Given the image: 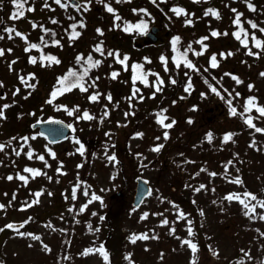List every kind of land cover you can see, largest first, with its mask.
<instances>
[{"label":"rangeland","instance_id":"obj_1","mask_svg":"<svg viewBox=\"0 0 264 264\" xmlns=\"http://www.w3.org/2000/svg\"><path fill=\"white\" fill-rule=\"evenodd\" d=\"M80 1L84 3V0ZM45 2L55 10L46 8ZM143 2H147L148 6ZM251 2L256 6V12L249 11L244 0H219L218 2L204 0L202 6L194 8L189 6L185 9L193 14L191 16L193 24L186 25L184 16L177 17L170 11L174 6L184 8L175 0H167L166 3H159L158 0L159 7L153 5L151 0H132L124 2L122 5L116 4L113 0H104V3H110L115 10L119 9L116 14L123 17L119 21L120 23L123 21L126 23V20H135L143 14L133 12V9H147L151 14L149 17L152 22L162 28L158 33V41L151 43L144 34L124 32L122 25L119 28L114 27L113 14L108 13L104 4L99 3L98 0H92L90 10L87 12H77L71 7L67 10L61 9L53 3V0H28L25 7H34L35 11H26L25 17L16 21L9 19L12 14L11 0L7 1L5 5L8 6L5 15L6 22L12 24L10 27L14 26L18 31L27 34L30 43L37 38L41 31L39 25H54L50 23V19H62L68 22V17L71 15L79 22L83 21L85 27L77 28L80 31V36L77 39L70 41L69 36L64 38L58 51L61 64L48 69L39 67V64L29 63V54L25 51L27 45L21 38L16 37L10 40L6 33H2L5 38L0 40V48L12 49V51L10 53L5 51V55L0 57V81L4 84V87L0 88V92L2 91L0 96L6 95V99H0V106L11 104L16 108V114L12 115V110L9 108L5 110L6 119L0 120V143L16 135L19 131L25 132L37 116H44L37 118L46 119L49 115H56L74 121L72 116L67 115L63 109L57 110V107L60 105L69 109L74 106L75 108L79 107L78 105L84 107L87 98H83L81 92L65 97L57 104L56 108L46 106L45 99L50 94V87L56 77L64 72L75 56L93 51L94 47L101 42H103L105 55L107 51H119L121 58L124 55L129 57L128 64L133 61L145 63L147 70L159 74V77L161 72L168 78L167 80L172 79L173 76L171 73L163 72L165 66L161 63L160 57L164 56L168 59V45L171 42V36H183L187 42L193 41L197 47L199 44L196 41L200 37L207 36L209 39L205 42L210 46L204 60L197 58L193 53L191 55L193 64L199 69L198 72L193 71L191 94L185 92L184 87L175 98L165 97L162 95V91L156 93L155 98H151L154 88L144 86L143 90L139 89L138 94V96L142 95L144 99L141 101L137 97L131 102L127 98L132 95L133 88L138 89V87L133 85L131 77L123 72L125 70L123 66L106 55L97 73L100 84L99 93L104 95L100 97L99 102L94 103L99 112V118H102L105 109L109 112V116L102 122L103 125L106 124V127H103L97 118L91 122L76 120L79 136L54 145L49 144L37 132L29 134L30 138L36 137L28 142L31 149L37 155L45 156V160L51 167L48 174L52 179L48 180L46 176H43V182L49 183V189L44 188L40 200L43 209L40 210L39 216L33 222L26 224L20 231L39 235L43 244H47L52 251L46 252L41 241L21 237L13 231L7 234L6 252L8 255L15 256L16 262L24 259L35 264H105L99 253L89 255H81V253L86 249H95L103 245L109 229L107 226L100 227V216H103V212L108 208L112 212L113 209L116 211V208H119L118 226L110 240L115 251V264H122L121 262L130 264L125 259L129 254H131V261H136L138 264H191L193 254L186 245L182 246L181 242L184 239H192L197 243L199 248L196 253L198 264H237V261L242 257L240 250H245L244 247L247 246L252 248L250 251L252 260H246V264H259L264 260V247H262L264 246V236L260 235L264 232V221L250 220L251 223L246 220L247 217L219 214L218 210L209 208L204 211L202 223L200 220L192 222L194 236L189 237L185 220H178L174 217V213H169L166 218H162L157 210L158 204L164 198L181 201L185 197V187L192 184L190 176L178 166L180 162L178 154L181 153V149H186L191 160L196 162V165L190 163V167H199L200 175H197L195 181L201 180L200 185H207V189L204 191L211 188L210 183L221 187L222 179L217 176L210 177L209 173L215 172V168L223 170L222 165L227 164V157L231 158L229 155L231 151L228 153V148H224L223 154L218 158L214 148L203 143L208 132L213 135L226 131L239 132L238 136L235 135L233 138L239 140L241 147L238 149V153L244 154L243 150L248 142L247 137H242L244 133H240L242 126L245 125L244 118L239 115H230L227 100L232 99V106L237 107V111L241 113L246 99L251 95L257 98L259 104L264 105V77L260 76V73L264 72V53H261L259 58L245 56L243 52L240 54L239 50L237 55L234 54L235 49L240 46V42L232 35L236 26L233 24L235 14L231 9L235 8L243 13L241 19L245 23L252 20L264 27V0H251ZM192 4L194 3L192 2L191 6ZM208 8L219 11L221 18L216 19L212 15L206 16L205 11ZM195 15L198 17L195 18ZM1 17L0 12V21H2ZM33 23L37 25L35 29L32 26ZM97 29H102L104 35H99ZM213 30L221 33L227 32L228 35L212 37ZM255 31L259 39L264 40V33ZM250 48L254 52L259 51L253 47V44L250 45ZM221 51L232 52L234 55L228 57L221 65L219 64V67L212 69L209 65L210 56ZM145 58L151 63H147ZM217 59L220 63V59L218 57ZM13 61H15L14 64ZM9 65H11V70ZM167 67L169 68V60ZM113 71L119 72V76L115 80L110 78V73ZM128 71H131L130 67H128ZM30 73L35 74V80L29 81L36 85L35 89L26 88L18 78L20 75L27 76ZM225 73L236 75L243 83L236 84ZM155 80V76H152L153 83ZM249 84L254 86L251 91L248 88ZM209 85L216 87L224 99L211 92ZM16 88H20V93L13 96ZM169 88L166 94L170 95L172 87L169 86ZM93 91L95 88H90L87 94ZM237 92L240 93L239 97L236 96ZM108 93L113 97L112 102L105 99V95ZM164 97L165 99H163ZM174 101L175 103H173ZM194 107L196 110L192 111L191 109ZM162 109H167L165 114L170 118L166 123H170L171 120L176 121L174 127L168 129L169 138L179 137V140L185 142L181 149L173 144L169 145L168 152L164 156L151 151L155 145L164 141L163 132L165 129L156 123V113ZM126 112L134 113V115L126 117ZM250 115L257 117L258 113L251 112ZM189 119L193 123L189 124L187 122ZM254 120L256 124H264V117ZM138 132L144 134L142 138L136 137ZM156 137L161 139L156 140ZM75 139H79L85 146L83 156L76 152L79 145L74 143ZM25 148L24 152H27L29 149L27 146ZM257 148L261 150L257 151L256 147L250 148V150L252 149L250 157L254 163H251L253 165H250L248 169L255 184L264 177V144H259ZM46 149L55 152L56 158H51ZM113 154L119 163L108 160V156ZM13 156L12 146L5 149V152H0V202L8 205L6 209L0 210V227L9 222L23 220L27 216L26 211L21 210L25 196L22 191L20 193L17 191L20 188V181L18 179L9 181L6 177L8 175L15 177L17 173H23L25 167L38 166L41 169L45 167L44 162L39 161L35 156L32 160H28L24 154H21L18 159H14ZM203 161L207 162L204 167H202ZM61 163L63 164L62 171L66 175L57 174L56 169ZM78 165H83V167L78 168ZM201 169L207 171H201ZM137 176L149 179L152 194L140 207L135 208L132 202ZM36 183L38 188L43 187L42 181ZM21 184L23 185L22 182ZM77 184L80 185L77 199L72 200L71 192ZM173 186L176 187V190L172 189ZM85 189L89 192L88 196L83 195ZM52 190H56V193ZM119 191L120 195H118ZM93 193L101 197L105 206L102 207L99 201H93L88 204L83 213H80L79 207L87 204ZM203 193L199 192L198 195L203 196ZM13 194L16 197L14 200ZM69 209H73V211H69ZM261 211L264 210L257 209V212ZM93 212L97 215L93 216ZM144 213H148L147 219H141ZM164 219L169 221L168 225H162L161 222ZM49 224L52 227H48ZM89 224L92 225V230L89 229ZM172 227L176 229L174 235L170 234ZM96 228H99L98 232L95 231ZM132 230H135V234L156 235L158 239L138 240L132 244L130 242V237L133 235ZM209 245L219 253L218 256H214L209 251ZM162 253L163 258L161 259ZM239 254L241 255L238 256ZM65 256H68L69 259L65 260L63 258Z\"/></svg>","mask_w":264,"mask_h":264},{"label":"snow or ice","instance_id":"obj_2","mask_svg":"<svg viewBox=\"0 0 264 264\" xmlns=\"http://www.w3.org/2000/svg\"><path fill=\"white\" fill-rule=\"evenodd\" d=\"M99 3L104 4V7L106 9V11L108 13L113 14L114 17V27H121L120 23H116L121 21V17L116 14V10L111 6L110 3H104V0H98ZM122 2H131V0H116V3H122ZM167 0H159V3H166ZM195 3H200V0H194ZM12 5L14 6L15 11L12 12V14L9 16V19L12 21H16L19 19H22L25 17V12H33L35 11L34 7H25L26 4H28V0H11ZM53 3L58 5L61 9L67 10L69 7L74 8L75 11L77 12H87L90 10L91 4H92V0H84V3L81 4L78 2V0H53ZM151 3L153 5H156L157 7H159V3L158 0H151ZM244 3L246 4L247 8L249 11L251 12H256L257 8L256 6L251 2V0H244ZM46 8H49L50 10H55L51 8V5L48 4L47 2H45L44 5ZM3 8V0H0V9ZM170 11L172 13L175 14V16L180 17V16H184L185 19V24L186 25H192L193 24V20L191 19V16L193 14L187 12L184 8L179 7V6H174L170 9ZM231 11L235 14V18L233 20V24L236 26L237 31H235L234 33H232V35L234 36V38L238 41H240L241 46L244 47L245 49H247L246 54L249 56H255L257 58L260 57L261 53H264V40H261L259 38H257L255 31L252 33L251 35V40L253 42V47L258 49L259 51L254 52L252 50V48L249 47V33L248 31L243 27V23L241 20V17L243 16V13L239 12L237 9L232 8ZM133 12H140L143 13L146 16H150L151 14L147 11V9H133ZM205 15H212L214 16L216 19H220V13L219 11L212 9V8H208L205 11ZM70 20H74L75 17L69 16L68 17ZM0 23H2V21H0ZM50 23L52 24H57L58 21L56 19H50ZM247 24L250 25L251 29L253 30H258L260 33H264V27H260L256 22L252 21V20H248L246 21ZM33 28L35 29L37 27V25L35 23H33ZM39 27L41 28L42 32L44 33V35H42L40 37V42L41 44H43L45 47L49 46V40L45 39V36H50V40H51V45L52 46H62L60 40L55 39L56 37V32L45 28L43 25H39ZM85 25L83 23V21H80L79 23H73L70 25V29L71 31L69 32V40H75L80 36V32H78L76 29L77 28H84ZM148 23L146 21H144L143 19L140 20V22L136 23V24H132V23H125L122 27V30L124 32H136L137 34H147L148 32ZM67 31V30H66ZM3 33L7 34V38L8 39H14L16 37L21 38L27 45V47L25 48L26 52H30L33 49H37L38 51H43V49L40 47V45L36 44V43H30L28 41V36L25 33H22L20 31H18L14 26L13 27H8L5 26L2 29ZM97 33L101 36L104 35V32L102 29H97ZM221 35L227 36L228 33L224 32L221 33L219 31L213 30L211 32V36L212 37H219ZM4 35L0 34V40L4 39ZM209 37L205 36L200 38L198 41H196V43H198L199 45H201V50L200 51H195L194 49H192L191 45L188 46V48L182 52L179 53L178 56L173 57V61L175 63L176 68H179L181 66V63L184 64V67H186L187 69H191L193 71H199L198 68H196V66L192 63L191 60L188 59V52L191 51L193 52V54L195 56H202L204 54V52L207 51V45L205 44V41L208 40ZM180 41V37L176 36L172 39L171 44H172V49L173 52H178L177 49V44ZM5 51L7 52H11L12 49H3L0 48V57H3L5 55ZM94 52L98 53L100 56H105V49L103 46V42H101L100 44L96 45L93 49ZM106 55L108 57H112L113 59L116 60V62H118L119 64H121L123 66V68L125 70H128V60L129 57L127 55H124L123 58H121V54L119 53V51H107ZM220 57L222 59H227L228 57L234 55L232 52H228V53H220L219 54ZM161 63L165 66L164 70L167 72L168 71V60L166 57L161 56L160 57ZM40 61H41V66H51L52 64H56L59 65L61 63V61L53 56V55H41L40 57ZM76 61L77 64L80 66L81 70H75V69H69L68 72L62 76L58 78L57 84L59 85L58 88L54 89L51 94H50V99L47 101V103L52 104L54 102V100L57 98L58 95H63L65 92H71L73 89H79L81 92H88L89 88H95L96 87V80L99 79V77H96V80H90L89 78V73L91 71V69L94 68H98L101 64H102V60H94L93 59V55L91 53H89L87 55V57H85L83 54H80L76 57ZM145 61L147 63H151L150 60H148L147 58H145ZM47 62V63H45ZM13 64L15 63V61L12 62ZM29 63L31 64H36L37 63V58L35 56L30 57L29 59ZM209 65L212 69H215L217 67H219V61L217 59V55L216 54H212L210 56V61H209ZM132 81H133V85H135V83L137 81H139L140 83L144 84L146 87L151 86L154 88V92L151 98H155V94L158 92L162 91L163 85H164V81L159 77V74L157 73H152V72H145L143 69V65L137 63V64H133L132 66ZM9 68L11 70V65H9ZM205 71H207V69H205ZM155 76L156 80L154 81V83L152 85H149V81H148V76ZM185 75L187 76L188 73L186 72ZM226 76H230L231 79H233L236 84H241L243 83V81L237 77L236 75H233L231 73H225ZM119 76V72L117 71H113L110 73V78L115 80L117 77ZM260 76L264 77V72L260 73ZM19 80L21 82V84H23L26 88H31V89H35V84H31L29 83V81L35 80V74L34 73H30L27 76L24 75H20ZM207 82V81H206ZM171 84H176L177 81L175 79H171L170 80ZM4 84L2 81H0V88H3ZM192 83H191V77H189L188 79V83L185 86V92H188L189 94H191V90H192ZM211 92L215 93L217 96H219L221 99H224V97L221 95V92L214 86L209 85ZM253 85L249 84L248 88L251 91L253 89ZM139 89L137 88H133V92L132 95L130 97H128L127 99L129 100V102H131L132 99L135 98H139V100H143L144 97L142 95H139ZM227 91V90H225ZM20 93V88H16L15 91L13 92V96H16ZM30 94V93H29ZM104 95L102 93L99 92H93L90 96H89V101L96 103L99 102L100 97ZM202 96L204 95L203 93L201 94ZM229 96H231V93H229ZM236 96L239 97L240 93H236ZM0 99H6V95L5 96H0ZM25 99H27V97H25ZM105 99H107V101L112 102L113 97L110 93L105 95ZM181 99H183V97H181ZM175 103V101L173 102ZM227 104L229 106V113L231 116H241L242 118H244V123L251 129L254 130L255 133H260V134H264V128L258 127L253 121L254 119H259L261 117H264V105L259 104L257 98L255 96H251L248 97L243 105V112H238L237 111V107L232 106V99H228L227 100ZM12 107L11 104H4L2 106H0V120L2 119H6L5 116V110ZM63 109V111H65L67 113V115L69 116H73L74 114H76L77 112H79V108H72L69 109L66 106L60 105L57 107V110ZM253 109H255V111L258 113L257 117H253L250 115V113L253 111ZM192 111H195L196 108L194 107L193 109H191ZM167 112V109H162L159 112L156 113V123L158 125H160L164 130L163 132V139L164 140H168L169 139V132L168 129H171L174 127V125L176 124L175 120H171L170 123H166L167 120H169L170 118L165 114ZM34 115V114H33ZM109 115L108 111L105 109L103 116L101 118V122H103V119L106 118ZM128 115H134V113H125V116L127 117ZM78 120H88V121H92L95 120L96 117L91 115L87 110H84L82 114H80L79 116H77ZM189 124L193 123V121L191 119H189L187 121ZM37 123H40V121H38ZM47 123L50 124H61V121H48ZM35 127V126H33ZM69 128H71V125H68ZM73 131H75V129H73ZM40 135H44L43 133H40ZM107 135V134H106ZM143 133H136V137L137 138H142L143 137ZM233 133H227L224 135L223 139H222V143L227 144L228 142H234L233 141ZM30 139H36L35 136H32L31 138L28 136H24V137H20L19 141L21 142L20 144V148L16 149V148H12V153L19 157L21 154H24L28 160H32L33 157L35 156L36 159H38L39 161L44 162L45 167H50V165L47 163V161L45 160V156L44 155H37L32 149L31 146L29 145V140ZM160 137H156V140H160ZM17 140V137H12L7 143H0V152H5L6 148H9L12 146V141ZM206 140L211 143L213 140V134L211 132H208L206 134ZM74 143L79 145V147L76 149V152H78L81 156L84 155L85 153V146L83 143H81V141L79 139H75ZM28 147V151L24 152V148ZM165 147L164 144L160 143L155 145L151 151L159 153L161 152V150ZM250 147H256V143L253 140L252 144L250 145ZM261 149L257 148V151H260ZM46 151L48 152V154L51 156V158L55 159L56 158V153L52 152L51 149H46ZM182 155V154H181ZM108 160L110 162H115V163H119V161L117 160V157L113 154L111 156H108ZM186 163H191V161H186ZM233 165L232 161H228L227 164L224 165L225 168V176L228 175L227 173V169L228 167ZM79 167H83V165H78ZM63 169V164L61 163L60 166L56 169L57 174L58 175H66L65 172L62 171ZM201 171H207L206 169H201ZM238 171V169H237ZM23 173H27L29 175H24L21 173H17L16 176H12V175H8L6 177L7 180L12 181L13 179H18L19 181H21L23 183L24 186H27L29 183L30 179H35L37 177L40 176H46L48 180H51L52 177L47 176L46 172H43L40 169H35L32 167H25L23 169ZM199 173H197L198 175ZM210 177H216L217 173L215 172H211L209 173ZM229 183H233L236 185H241L243 183V181L239 178V176H236L232 179L229 180ZM188 187V186H186ZM80 188V185L77 184L73 187L72 192H71V198L72 200H76L77 199V191ZM207 189V185L205 184H201L199 185V187L194 188V191L199 193L203 190ZM212 191L214 192L215 189L213 188ZM147 195H151L152 194V190L150 188L146 189ZM7 195V194H5ZM35 199L29 203V202H25V204L23 205V207L21 208V210H26L29 207L34 206L35 204H38L40 202L39 198L41 195H43L42 191H38L32 194ZM48 195H51V193H48ZM83 195L84 196H88L89 192L87 189H85L83 191ZM15 194H13V200L15 199ZM67 199V197H65ZM223 200H226L228 202H232V201H237L241 206L242 209L244 210V215L249 219V220H260V221H264V211L261 212H257V209H261L264 210V199H259L257 197L256 194L251 193V192H243V193H230L228 195H226L225 197H223ZM93 201H99L101 203V206H105L103 200L101 199V197L99 195H96L95 193H93L88 201L87 204H84L82 206L79 207V212L83 213L87 207L88 204L92 203ZM193 203H196V201H193ZM213 203L215 204L216 201L214 200ZM6 207H8V205L2 204L0 203V210H4L6 209ZM177 207V219L178 220H185L187 222V232H188V236L192 237L194 236V232H193V227H192V221L188 218V214H186L185 212H183L182 210H179V207ZM69 211H73V209H69ZM133 211H135V209H133ZM201 216H204V212L203 210L200 211L199 213ZM93 216H96L97 213L93 212L92 213ZM148 217V213H144L141 216V219H147ZM31 217L29 218V222L31 221ZM105 219L104 216H100V220L103 221ZM27 223V222H26ZM162 225H168L169 221L167 219H164L162 222ZM48 227H52L51 224L47 225ZM24 227V224H20V225H15L12 223L6 224L4 226V228H0V232L4 231L5 229H10L13 230L17 235L21 236V237H29L35 241H41V237L39 235L33 234V233H26V232H21L20 229ZM89 229L92 230V225L89 224L88 225ZM95 231H99V228H96ZM175 227L170 228V234L174 235L175 234ZM259 231V230H257ZM261 236H264V232L260 233ZM179 238V237H177ZM149 239H158V236L156 235H152L149 236L148 233H141V234H133L130 237V242L132 244H135L138 240H149ZM42 243V247L46 252H51V248L47 245V244H43ZM182 246L186 245L192 252L193 254V258L191 261V264H198L197 258H196V253L199 251L198 245L197 243L193 242L192 239H184L182 240ZM31 247V245H29ZM264 247V246H262ZM209 251H211L213 253L214 256H218L219 253L216 252L214 249H212L211 245H209ZM242 253V257L237 261V264H246V260L247 261H251L252 260V256H251V252L250 251H245L244 249L240 250ZM94 253H99L100 256L103 258V260L105 261V264H109V253L107 250H105L103 245H100L98 248L95 249H86L83 253H81V255H89V254H94ZM65 260L69 259L68 256L63 257ZM163 258V253L161 254V259ZM126 260H128L131 264V254H129L128 256L125 257ZM0 264H4L3 260H0ZM259 264H264V260L260 261Z\"/></svg>","mask_w":264,"mask_h":264},{"label":"trees","instance_id":"obj_3","mask_svg":"<svg viewBox=\"0 0 264 264\" xmlns=\"http://www.w3.org/2000/svg\"><path fill=\"white\" fill-rule=\"evenodd\" d=\"M113 1L116 3V0H113ZM175 1L179 2L184 7V9L189 8V6H190V8L191 7L194 8V7L202 6V2H204V0H200V3H195L194 0H175ZM216 1L218 2L219 0H216ZM192 2L194 4H192V6H191ZM123 3L124 2L119 3V4L116 3V4L122 5ZM143 4L148 6L147 2H143ZM2 10L5 11L6 7L3 6ZM12 10L15 11L14 6L12 7ZM117 11H119V9H116V12ZM4 15H5V12L2 13L3 17H5ZM194 17L197 18L198 16L195 15ZM121 18H123V17L121 16ZM142 19L148 23L149 27L153 23L151 18L149 16L144 15V14H142L139 17L135 18V20H131V21L126 20L127 21L126 23L136 24V23L140 22V20H142ZM57 21H58V23L54 24V25H49V26H47V24H41V25H43L45 28H48V29H51V30L55 31L56 32L55 39L60 40L61 45H62V43L64 41V38L66 36H69V32L71 31L70 25L73 24V23H79V21L76 20V18L74 20H70L69 19L68 22H65L62 19H58ZM242 22H244V21L242 20ZM124 24H125L124 21L120 23V25H122V27H123ZM8 25H9V22L8 23L7 22H2L1 23V30L5 26H8ZM243 27L249 33V47H250V45L253 44V42L251 40V35H252V33L255 30L251 29V27L248 26L245 22L243 23ZM40 30H41V28H40ZM235 31H237L236 27L233 30V33ZM78 32H80V31H78ZM255 34H256L257 38H259V36L257 35L256 31H255ZM42 35H44V33L41 30L39 32L37 38L34 39L31 43H36V44L40 45V47L43 49V51L41 52V51H38L37 49H33V50H31L29 52L30 57L35 56L37 58V63L36 64H39V67L44 68V69H48L50 67L54 68L55 66H59L61 63L59 65L52 64L51 66H41V61H40L41 55H53V56L57 57L61 61L60 53L58 52L59 51V47H61V46H59V47L58 46H52L51 45L50 36H45V39L49 40V46L45 47L40 42V37ZM176 36L180 37V41H179V43L176 46L177 49H178V52H173L172 44L170 42L169 45H168L169 57H168L167 60H169V68H168L167 73H171L172 76H173L172 79H175L177 81V83L174 84V85L171 84L170 83L171 79L167 80L168 79L167 77H165L162 74H160V78L164 81V85H163V88H162L164 90H162V95H164L165 97H172V98H175L176 95L181 92V89L184 88L185 84L188 82L189 77H191V79H192V75L194 73L193 70L187 69L186 67H184L183 63H181V66L179 68H176L175 63L173 61V57L178 56L179 53L184 52L188 48L189 45H191L192 49H194L195 51H200L201 50V45H199V47H197L196 45H194L193 41L187 42L185 40V38L183 36H180V35L171 36L170 41H172V39L174 37H176ZM200 38H202V37H200ZM205 44L207 45V51L204 52V54L202 56H197V58H199V59L205 58L206 54L210 50V46L206 42H205ZM238 50H239L240 54L243 52L245 56L247 55L246 54L247 49L242 47L241 43H240V46L235 49V51H234L235 55L238 54ZM89 53H91L93 55V59L94 60L99 59V60L104 61V57L106 56L105 55V56L102 57L98 53H96V52H94L92 50L91 51H87L85 53H80V54H83L85 57H87V55ZM192 53L193 52H191V51L188 52V59L191 60L192 63H193V60L191 58ZM220 53H227V52L226 51H221L219 53H216L217 57L220 59V63L219 64L221 65L223 62L226 61V59L225 60L222 59L220 57V55H219ZM80 54H77L75 56V59L72 62L69 63V65L66 67L64 72L61 75H58L56 77L55 81L53 82V84L50 87V90H49L50 94H51V92L54 89L59 87V85L57 84L58 78L64 76L68 72L69 69H75V70H78V71L81 70L80 66L77 64V61H76V57L78 55H80ZM45 63H47V62H45ZM137 63H139V62L133 61L131 64H128V67L131 68V71L124 70L123 72H125V73L129 72L131 77H132L133 72H132V67L131 66L133 64H137ZM139 64L142 65V63H139ZM100 66L98 68L91 69V71L89 73L90 80H96L97 73L99 71ZM143 69L145 71L144 67H143ZM145 72H147V71H145ZM163 72H166V71H163ZM186 72L188 73L187 76L185 75ZM149 80H150V77L148 76V81ZM136 83H140V82L137 81ZM149 83H150V81H149ZM169 86L172 87V91H171L170 95L166 94V91L168 89H170ZM99 89H100L99 80H96V87H95L96 92H99ZM77 91H80V90L77 88V89H73L71 92H65L63 95H58L57 98L54 100V102L52 104L47 103V101L50 99V94H49L46 97V99H45L46 106H49L50 108L51 107L56 108L58 106L57 104L62 99H64L68 95L74 94ZM81 93L84 94L85 92H81ZM92 93L87 94V92H86L83 95V98H87L85 106L82 107V106L78 105L79 106L78 108H79L80 111L72 116L75 120L74 121H70V122L75 127H76L75 121L76 120L79 121L77 119V116L82 114L84 110H87L91 115L95 116L97 118V120L100 121L101 125L103 127H105V125H103L104 123L101 122V118H99V115H98L99 112L97 111V109L95 107V104L93 102L89 101V96ZM251 96H254V95H251ZM165 97L163 99H165ZM73 108H75V106ZM9 109L12 110V115L16 114V108L13 105ZM252 112H256L255 109H253ZM88 122H91V121H88ZM253 122L256 124L255 120ZM256 125L258 127L264 128V124H262V123H260V124L257 123ZM32 133H33V131L30 128H27L25 130V132L24 131L23 132L19 131L16 135H13V136H11L8 139L3 140V143H7L12 137H17V140L12 141V148L19 149L20 148V144H21V142L19 141V138L20 137H24V136H29V134H32ZM227 133H233V132L232 131L231 132L226 131V132H224L222 134L213 135V140H212L211 143H209L206 140V137L204 138V142L203 143H206L208 146H212L214 148V152L217 153L216 156L218 158H220V156L223 154L224 148H228V153L231 151V154H229L231 158L227 157V159H228L227 161H232L234 166L230 165L228 167V169H227L228 175L227 176H225V174H224L225 173V168L223 170L222 169L221 170H217L215 168V173H217V177H220L222 179V181H223L220 184L221 187L220 186L217 187L215 185V183H210L209 185H210L211 188H209L208 191H204V190L201 191V192H204L203 196H199L198 193L194 191V188L199 187V185L201 183V180L195 181V179H197V177H198L197 173H199L198 175H200V170H199L198 166H196V167L193 166L191 168L190 167V163H186V161H191V164H195L196 162L191 160L192 158L190 157V155L188 154V151L186 149H181V147H184L185 142H182L181 140H179L180 139L179 137H175V138L171 137L168 140H164L163 141L162 144H164L165 147L161 150V152H159V154L161 156L166 155V153L168 152V146L172 145V144L177 146L179 149H181V153L178 154V158L180 159V162L178 163V166L180 167V169L185 174L190 176L189 179L192 181V184H191V186L185 187V189H184L185 197L181 201H174L172 198H164L161 201V203L158 204L159 207H158L157 210L159 211L158 213H159V215L162 218H166L169 213H174V215H175L174 217L177 218V207L176 206L179 207V210H182L183 212L188 214V218L192 222L193 221L195 222L196 220H200L201 221L200 223H202L203 216H201L199 213H200L201 210H203V212H204L205 210H208L209 208L212 209V210L215 209V211L218 210L219 214H224V215L225 214L226 215L227 214H231V215H235L237 217L246 218V216L244 215V210L242 209V206L237 201L228 202L226 200H223V197H225L226 195H228L230 193H243V192L247 191V192H251V193L256 194L259 199H264V177H262L260 179V181L255 184L252 181L251 173L248 171L249 166L253 165L251 163H254V162H252V159L250 157V152L252 150V149L250 150V148H252V147H250V145L252 144L253 140L256 143V149L259 146V144H264V134L255 133L254 130L249 128L246 124L243 125L240 133H244L242 135V137L243 136L247 137L248 142H247V144H246V146H245V148L243 150L244 154L240 155L238 153V149L241 146H240L238 138H236V139L233 138L234 142H228L227 144L222 143V139H223L224 135L227 134ZM233 134H234L233 137L235 135L238 136L239 132H236V133H233ZM75 136L78 137V133H76ZM25 150H26V148H24V151ZM212 155H214V154H212ZM13 158L14 159H18V157L15 156V155L13 156ZM172 161H174V160H172ZM206 164H207V162L203 161L202 167H204ZM223 167H224V164L222 165V168ZM32 168L40 169L43 172H46L47 176H50L48 174V171L51 169V167L50 168H45L44 167V169H41L38 166H32ZM237 169H238V171H237ZM20 173L24 174V175H29L27 173H22V172H20ZM236 176H239V178L243 181V183L241 185H239L240 187H237L236 184L229 183V180L234 178V177H236ZM38 181H42V185H43L42 188H38L37 187V185H36L37 183L36 182H38ZM44 188L45 189L46 188L49 189V183L45 182V181L43 182V176H40V177H37L35 179H30L27 186L22 185L21 181H20V188L17 189V191L19 193L21 191L23 192V195L25 196L24 197L25 200H24L23 204H25V202L31 203L35 199V197L32 195L33 193L38 192V191L44 192ZM213 188L215 189L214 192L212 191ZM52 191L54 193H56V190H52ZM42 196L43 195L40 196L39 200H41ZM214 200L216 201L215 204L213 203ZM193 201H196V203H193ZM40 202L38 204H35L32 207L27 208L25 210L26 213H27L26 218L23 219V220H19L18 222H20V224L21 223L24 224V226L26 224H30L31 222H33L34 219L39 216L40 210L43 209V207L41 206ZM115 207H117V206H115ZM118 209L119 208H116V211H115V209H113V212H112L110 210V208H108L107 210H105L103 212V216L105 217V219L103 221H100V224H101L100 227L107 226L108 229H109L106 241L103 243V245H104L105 250H107L108 253H109L110 264H115V262H114L115 251H114L113 246L110 243V240H112L113 232L115 231V228L118 226L117 225L118 224V221H117ZM186 210H188V211H186ZM30 217L32 219L29 222V218ZM246 220L250 221L247 218H246ZM246 220H244V221H246ZM196 225H197V223H196ZM198 225L200 227L199 223H198ZM0 228H4V226H1ZM10 232H12V231H9V230H6V229L4 231L0 232V260H3L4 264H35V263L31 262V261L27 262L24 259L23 260L20 259V260H18L16 262V257L15 256H10V255L7 254V252H6L7 243H8V235L7 234L10 233ZM134 232H135V230H132V234H134ZM244 248H245V250L247 249L246 251H251L252 250V248L250 246H247V247H244ZM115 250H118V249H115ZM240 255L241 254H239V256ZM121 263L124 264V262H121ZM131 264H138V262L131 261Z\"/></svg>","mask_w":264,"mask_h":264},{"label":"water","instance_id":"obj_4","mask_svg":"<svg viewBox=\"0 0 264 264\" xmlns=\"http://www.w3.org/2000/svg\"><path fill=\"white\" fill-rule=\"evenodd\" d=\"M79 2V1H78ZM160 31V28L158 26H153L152 29L146 34V36L150 37L153 41H157V33ZM48 121H61V124H50L47 123ZM38 121H35L31 124V128L33 130H38L39 133H43L49 141L53 143H57L61 140L67 139L70 134L72 133V128L68 127V123L59 120V119H51V120H45L40 121V123H37ZM35 126V127H33ZM137 185H136V193L134 196L133 205L136 207H139L144 199L148 196L146 189L150 188L151 185L149 183V180L147 178H144L142 176H139L137 178ZM176 189L175 187L173 188ZM18 226L16 223H12Z\"/></svg>","mask_w":264,"mask_h":264}]
</instances>
